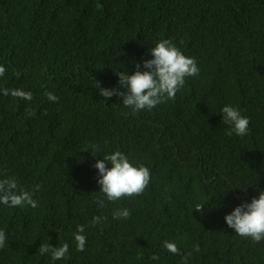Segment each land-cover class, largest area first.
<instances>
[{
    "label": "trees",
    "instance_id": "1",
    "mask_svg": "<svg viewBox=\"0 0 264 264\" xmlns=\"http://www.w3.org/2000/svg\"><path fill=\"white\" fill-rule=\"evenodd\" d=\"M161 40L199 68L174 99L137 112L100 95L96 82L118 87ZM0 66V179L41 186L36 208L0 204V264H264V240L224 219L264 190V0H0ZM225 105L249 119L245 136L227 135ZM115 151L149 169L142 194L100 192L94 164ZM64 243L65 259L38 251Z\"/></svg>",
    "mask_w": 264,
    "mask_h": 264
},
{
    "label": "clouds",
    "instance_id": "2",
    "mask_svg": "<svg viewBox=\"0 0 264 264\" xmlns=\"http://www.w3.org/2000/svg\"><path fill=\"white\" fill-rule=\"evenodd\" d=\"M97 7H102L97 4ZM151 59L143 61L141 65H136L133 74L119 71V85L116 88H101L96 82L100 95L105 99L117 95L123 97L122 105L131 108L133 111L151 110L160 103L168 99H174L177 91L185 84L187 77L199 75V68L192 57L185 56L175 44L170 40H161L150 49ZM5 73V68L0 66V76ZM120 88L125 91H120ZM12 95L24 100H31L30 92L20 89L3 90V95ZM45 96L50 102H56V97L52 92H46ZM222 120L230 125L227 135L235 133L237 136H245L249 129V119L241 115L240 111L234 107L225 105L221 109ZM91 150L95 156L99 152L98 145H91L85 151ZM111 167H107V165ZM98 170L97 183L101 186L100 192L104 194L108 201H117L123 197L138 196L143 193L150 182V171L147 167L133 166L128 157L120 151H115L105 155L94 164ZM40 185H36L32 191L19 189L17 181L13 178L0 179V204L8 207H38V201L33 199V193L39 191ZM100 208L105 206L104 200H98ZM202 205L197 209L201 210ZM113 219H127L131 213L128 209L113 210ZM227 226L234 232L245 238H250L254 242L264 240V190L259 192L258 198L253 197L251 202L242 203L236 206L231 213L225 217ZM102 217L96 215L92 223L98 224ZM84 226L78 225L74 233L77 251H83L86 244V236L83 235ZM6 234L0 231V248L5 247ZM163 247L172 254H179V249L175 243L165 241ZM195 251H199L198 246H193ZM41 255L50 254L52 260L65 259L68 256L69 245L64 243L61 246L53 247L50 244H41L38 249ZM191 253H189V256ZM152 259H158L155 255ZM188 257H185L187 260Z\"/></svg>",
    "mask_w": 264,
    "mask_h": 264
}]
</instances>
